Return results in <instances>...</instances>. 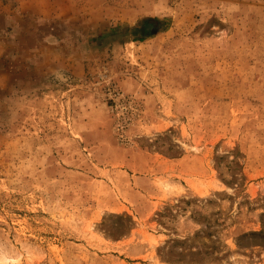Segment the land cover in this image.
Here are the masks:
<instances>
[{
  "label": "rangeland",
  "instance_id": "1",
  "mask_svg": "<svg viewBox=\"0 0 264 264\" xmlns=\"http://www.w3.org/2000/svg\"><path fill=\"white\" fill-rule=\"evenodd\" d=\"M0 9V264H264V0Z\"/></svg>",
  "mask_w": 264,
  "mask_h": 264
},
{
  "label": "crops",
  "instance_id": "2",
  "mask_svg": "<svg viewBox=\"0 0 264 264\" xmlns=\"http://www.w3.org/2000/svg\"><path fill=\"white\" fill-rule=\"evenodd\" d=\"M0 1H3V0H0ZM5 10L6 9H3V10L0 9V18L1 19H6L10 16V15L6 14Z\"/></svg>",
  "mask_w": 264,
  "mask_h": 264
},
{
  "label": "bare ground",
  "instance_id": "3",
  "mask_svg": "<svg viewBox=\"0 0 264 264\" xmlns=\"http://www.w3.org/2000/svg\"><path fill=\"white\" fill-rule=\"evenodd\" d=\"M91 229V226H89V230Z\"/></svg>",
  "mask_w": 264,
  "mask_h": 264
}]
</instances>
